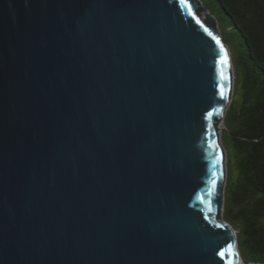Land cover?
<instances>
[{"label": "water", "instance_id": "1", "mask_svg": "<svg viewBox=\"0 0 264 264\" xmlns=\"http://www.w3.org/2000/svg\"><path fill=\"white\" fill-rule=\"evenodd\" d=\"M217 25L201 0H0V264H240Z\"/></svg>", "mask_w": 264, "mask_h": 264}, {"label": "trees", "instance_id": "2", "mask_svg": "<svg viewBox=\"0 0 264 264\" xmlns=\"http://www.w3.org/2000/svg\"><path fill=\"white\" fill-rule=\"evenodd\" d=\"M201 1L224 31L236 67L222 138L228 166L223 217L237 231L245 264H264V0Z\"/></svg>", "mask_w": 264, "mask_h": 264}, {"label": "bare ground", "instance_id": "3", "mask_svg": "<svg viewBox=\"0 0 264 264\" xmlns=\"http://www.w3.org/2000/svg\"><path fill=\"white\" fill-rule=\"evenodd\" d=\"M233 80H234V71H233V67H232V81H231V90H230V97H229V99H228V102L225 104V106L223 107V112H222V117L220 118V120H219V124L222 126V127H224L225 126V123H223L224 122V119H225V113H226V110H227V108L229 107V104H230V102H231V99H232V96H233ZM221 130L222 129H220V128H217L216 129V134H217V138L219 139V142H222V140H221ZM224 149V153H225V157L227 156V152H226V149L225 148H223ZM226 163H227V157H226ZM219 217H221V216H219ZM243 263V260L241 259V261H240V264H242Z\"/></svg>", "mask_w": 264, "mask_h": 264}, {"label": "snow or ice", "instance_id": "4", "mask_svg": "<svg viewBox=\"0 0 264 264\" xmlns=\"http://www.w3.org/2000/svg\"><path fill=\"white\" fill-rule=\"evenodd\" d=\"M184 2H185V0H181V3H184ZM190 10H191V6L189 5V11H190ZM210 34H211V33H210ZM216 43H217V44H220V41H219V40H216ZM221 52L223 53V56H222V58H221V60H220V63H221L222 65H225V64L228 63V57H227V53L224 52L223 45H221ZM221 76H222V78H224V79H229V77H225V76H223V73H221ZM221 98H222V99L224 98L223 86H221ZM220 255L223 257V256L225 255V253L221 252ZM231 255H232L233 257H237V256H238V254L235 252L234 249H233Z\"/></svg>", "mask_w": 264, "mask_h": 264}, {"label": "rangeland", "instance_id": "5", "mask_svg": "<svg viewBox=\"0 0 264 264\" xmlns=\"http://www.w3.org/2000/svg\"><path fill=\"white\" fill-rule=\"evenodd\" d=\"M206 12H207V10L206 9H204ZM218 22V21H217ZM217 27L220 29V31H221V33L222 32H224V31H222L221 30V28H220V25H219V23H218V25H217ZM226 31V33L227 32H229L230 31V28H226L225 29ZM229 45V44H228ZM229 48H230V50H231V56H232V59L234 58V55H233V52H232V49H231V47L229 46ZM233 71H234V80H233V96H234V93H235V88H236V73H235V71H236V67H235V65H234V67H233ZM232 99H233V97H232ZM232 101V100H231ZM231 103V102H230ZM230 106V105H229ZM229 108V107H228ZM226 114V113H225ZM224 123V122H223ZM223 128H225V129H227V127H226V124H225V126L223 127ZM225 131H223V130H221V140H222V138H223V133H224ZM225 146V145H224ZM226 152H227V150H226ZM242 264H245V262L243 261V263Z\"/></svg>", "mask_w": 264, "mask_h": 264}]
</instances>
